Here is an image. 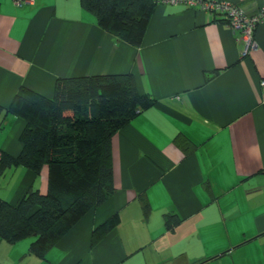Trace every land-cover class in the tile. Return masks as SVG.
Instances as JSON below:
<instances>
[{
	"label": "crops",
	"instance_id": "0c3cea01",
	"mask_svg": "<svg viewBox=\"0 0 264 264\" xmlns=\"http://www.w3.org/2000/svg\"><path fill=\"white\" fill-rule=\"evenodd\" d=\"M205 1L249 16L263 3ZM213 13L157 2L133 47L80 0H0V150L20 152L23 122L4 109L21 86L49 97L59 78L129 74L154 99L111 137L114 193L48 252H64L57 264H264V21L245 50ZM45 176L9 168L0 197L13 203L30 183L44 192ZM115 213L117 226L91 246ZM164 214L177 220L170 230Z\"/></svg>",
	"mask_w": 264,
	"mask_h": 264
},
{
	"label": "trees",
	"instance_id": "16d2710c",
	"mask_svg": "<svg viewBox=\"0 0 264 264\" xmlns=\"http://www.w3.org/2000/svg\"><path fill=\"white\" fill-rule=\"evenodd\" d=\"M156 3L80 0L101 30L133 47L140 45ZM153 103L151 96L138 93L129 74L59 78L49 97L21 86L4 109L23 122L20 152L0 150V179L9 168L23 167L32 179L45 170L46 190L30 183L13 203L0 197V240L14 244L34 238L28 252L44 259L114 193L110 139ZM176 143L188 149L184 140ZM147 210L144 203V214ZM163 217L167 230L176 225L170 214ZM118 221L115 213L97 225L90 245L108 235Z\"/></svg>",
	"mask_w": 264,
	"mask_h": 264
},
{
	"label": "built area",
	"instance_id": "2783aa9c",
	"mask_svg": "<svg viewBox=\"0 0 264 264\" xmlns=\"http://www.w3.org/2000/svg\"><path fill=\"white\" fill-rule=\"evenodd\" d=\"M33 0H13L15 5H22L23 3H31ZM163 4H186L194 5L200 3L204 8L218 12L225 19L224 22L233 31L239 32L240 40L246 43V49L253 44V33L256 26L264 21V0L261 7L254 15H247L245 12L234 5L216 4L206 2L205 0H156ZM264 85V81L262 82Z\"/></svg>",
	"mask_w": 264,
	"mask_h": 264
},
{
	"label": "rangeland",
	"instance_id": "374dc122",
	"mask_svg": "<svg viewBox=\"0 0 264 264\" xmlns=\"http://www.w3.org/2000/svg\"><path fill=\"white\" fill-rule=\"evenodd\" d=\"M8 173H6L7 175ZM2 180V179H1ZM7 179H3V183H5ZM0 195L3 193V190H0ZM216 229L220 228V223H215ZM34 238H26L24 240H21L19 242L14 243L15 245H9V243H2L0 242V263L7 262V264H43L42 261H39V258L34 257V255L28 254V247L29 244L33 241ZM221 239V237H213L209 238L208 246L212 245L215 241ZM1 241V240H0ZM3 242V241H2ZM188 247V250L194 249V247L190 248ZM211 248V247H210ZM59 252H62L60 250L55 251V253H49V255L44 259H49L50 261H55L53 264H57L58 261V255ZM211 252V251H210ZM64 252L61 253V256ZM22 259H21V258ZM210 257V256H209ZM41 260V259H40ZM46 264V262L44 263Z\"/></svg>",
	"mask_w": 264,
	"mask_h": 264
}]
</instances>
